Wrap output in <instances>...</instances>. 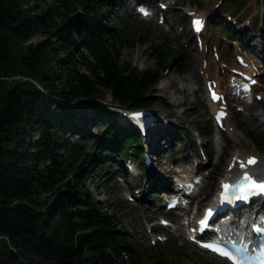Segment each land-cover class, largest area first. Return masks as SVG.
<instances>
[{"label":"trees","instance_id":"16d2710c","mask_svg":"<svg viewBox=\"0 0 264 264\" xmlns=\"http://www.w3.org/2000/svg\"><path fill=\"white\" fill-rule=\"evenodd\" d=\"M226 1L233 14L246 4ZM30 2L23 6L30 14L21 17L0 0V264H145L120 219L84 191L87 165L106 152L143 156L139 131L102 100L107 91L113 104L129 109L165 102L153 85L173 53L152 44L158 67L144 70L118 61L120 49L143 40L142 32L113 29L121 0ZM224 29L236 37L230 23ZM40 34L45 38L33 42ZM172 66L186 70L177 57ZM97 117L106 122L88 150L84 126ZM198 128L209 134L207 124ZM64 131L79 136L63 153ZM166 260L158 250L147 261Z\"/></svg>","mask_w":264,"mask_h":264},{"label":"rangeland","instance_id":"374dc122","mask_svg":"<svg viewBox=\"0 0 264 264\" xmlns=\"http://www.w3.org/2000/svg\"><path fill=\"white\" fill-rule=\"evenodd\" d=\"M30 1L6 0V4L12 12L23 17L30 14V10L24 8ZM38 1L35 0V3ZM145 1L151 3L154 17L138 14L133 6L135 0H121L122 7L116 10L113 29H122L129 35L142 32L140 35L143 39L135 38L133 44L120 49L118 61L121 63L128 60L132 67L139 70L158 67V62L154 60L153 45L168 47L169 53H173L171 57L170 54L166 56L170 62L169 68L160 66L161 72L153 85L154 95L162 97L165 102L150 106V110L158 115L157 122L150 127L152 131L148 129L150 133H142L140 136L143 162L142 157L138 159L131 153L121 159L118 154L106 152L105 159L92 166L87 165L91 172L84 191L92 194L106 213H113L120 219V228L141 253L145 264L149 263V256L158 250L166 255L168 264H224L222 260L187 240V229L183 222L198 207L212 202L235 152L241 156L254 154L258 159L257 168H261L264 161V123L260 124L253 116L264 121V72L255 77L258 81L253 93L259 99L254 95L252 103H244L240 99L229 104L228 118L223 120L220 128L215 123L213 108L206 100L208 86L204 77V62L210 61L213 64L209 69L222 79L220 89L224 94L231 90L228 87L227 71H242L239 69L238 56L246 54L261 63L264 59V0H246L238 14L232 13L234 10L226 0ZM104 10L103 13H109L108 9ZM194 14H202L206 19L205 30L199 35L193 34L190 26ZM228 22L232 25L235 38L224 29ZM44 38L40 34L32 41H42ZM259 49H263L261 53ZM176 57L186 63L184 73L172 66ZM186 82L189 89L184 93L181 87ZM165 83L168 86L163 88ZM102 102L118 114L126 126H130L125 118L127 111L133 109L113 104L107 91ZM91 112L89 110L87 114ZM127 119L130 120L131 115ZM105 122V119L97 117L92 124L84 126L91 134L83 135L85 139H82L88 150L94 148V138L102 131ZM199 124L208 125V135L201 136ZM159 133L164 136L161 138ZM188 133L191 139H188ZM64 134L67 139L61 145L63 153L68 142L79 136L66 131ZM30 136L32 139L37 137L36 134ZM155 137L159 139L162 148L152 151L154 140L151 141V138ZM145 155L150 158L149 164L144 163ZM180 157L189 170H194L197 164V171L201 174L199 179L202 181L199 192L193 195L186 217L180 210L167 211L163 202H160V187L163 182L168 183L171 173L180 167L181 163L176 160ZM130 164H133L131 169ZM158 176L167 180L159 179ZM150 181L153 184L148 187ZM162 218L171 220V225H162ZM177 226L181 227L180 234L175 230Z\"/></svg>","mask_w":264,"mask_h":264},{"label":"bare ground","instance_id":"6f19581e","mask_svg":"<svg viewBox=\"0 0 264 264\" xmlns=\"http://www.w3.org/2000/svg\"><path fill=\"white\" fill-rule=\"evenodd\" d=\"M154 15H155V13L150 14L151 17H154ZM192 17L193 18H196V17L201 18L202 21H203V23H204V26H206V20H205L204 15H202V14H194V15H192ZM204 30H205V27H204ZM262 50L263 49H259L258 51L261 53ZM238 58L241 60V65H244L246 67V68H244L243 66H239L238 65L239 66V69H241L245 75L251 76V75H253V73L255 75H258V74H261L262 72H264V70L259 65V63L257 61H255V59H252V58L248 57L246 54L245 55H240V56H238ZM204 66H205V70H204L205 76L204 77H205V80H206V84L208 86L207 92H208V95H209L208 99H206V100H207L208 104L212 106L213 113H214V115H216V113L218 111H220V110L225 111L228 108V104L225 101V98L223 96L224 93L220 89L221 88L222 79L213 70H210L209 69V67L213 66V64L210 61L204 62ZM237 71H240V70L230 69V70L227 71L228 74H229V76H228L229 77V81L230 80H233V78L235 76L237 77V75H236ZM169 84H171V82ZM167 86H168L167 83H165V84L162 85L163 88H166ZM188 87L189 86H188V83L187 82L182 85L181 88L184 91V93L187 92V90L189 89ZM251 90L254 91V87H252ZM210 93L217 95L218 96V99L216 101H213L210 98ZM239 99H240V97H239ZM157 115H158L157 113L153 114V117H154L153 124H155L157 122ZM253 117L260 124L264 123V121L261 122L259 119H257L256 116H253ZM227 118H228V115L225 117L224 121ZM230 131H231V134H233V132H232L233 130L230 129ZM159 134L161 135V138L164 136L163 133H159ZM157 137H155V139L151 138L152 139L151 141L154 140V143L152 145V147H153L152 151H154V150H160L162 148L161 146H159V139H157ZM148 152H150V151L148 150ZM249 157H255L256 158V162L254 164H248L247 161H248ZM176 160H179L178 162L181 163L179 165L180 167L177 168V169L175 168L174 169V172L171 173V174L174 175L173 178H175L179 183H183V182L185 183V179L188 178L189 176H191V173L193 174L194 171L192 169L189 170L185 166L184 162L181 161L182 160V157L177 158ZM242 163L245 165V167H241V164ZM257 163H258V159H257V157L254 154H251V155H249V154H243L241 156V155H238L235 152L234 153V156L232 158H230V160L228 162V166L231 167V168L223 173L222 178H221V181H223V180L226 181L227 179H230V177L233 176V174L235 172H237L236 174H239L240 172H242V171H244V170H246L248 168H250L251 171H255L257 174H263L264 175V161H262V163H261V168H257ZM132 165L133 164H130L129 165V169L132 168ZM196 166H197V164H196ZM194 176H195V174H194ZM158 178L159 179H164V178H162L160 176H158ZM164 180H167V179H164ZM170 181L171 180H169V182ZM152 184H153V181H150L149 184H148V187H151ZM141 197L144 198L147 202H149V203L152 204V202H150L148 199H146L145 196L142 195ZM260 210H263V212H264V202H261ZM187 221L188 222H192L193 221V218H190L189 217ZM183 226L186 227V222H183ZM186 229H187L188 233H190L189 227H186ZM175 230L177 232H179V234H180L181 227L180 226H177L175 228Z\"/></svg>","mask_w":264,"mask_h":264},{"label":"snow or ice","instance_id":"6c2138e0","mask_svg":"<svg viewBox=\"0 0 264 264\" xmlns=\"http://www.w3.org/2000/svg\"><path fill=\"white\" fill-rule=\"evenodd\" d=\"M145 14L147 13L145 12ZM193 23H194L196 31H200V29L203 27V21L200 19L194 20ZM213 96L214 98H216L215 94H213ZM140 115L141 114L136 113V114H133V117L135 119H139ZM255 162H256L255 157H249L247 161L248 164H254ZM241 167H245V165L242 163ZM223 188L225 189V193L222 194L223 200L228 199V196L226 195V193L229 188L238 189L241 193V196L239 198L247 200L249 195L264 194V181L257 182L250 175L245 173L244 177L242 178V182H238L235 185L224 184ZM211 215H212V210L208 209L206 212L205 220L200 221V224L202 227L206 224L207 218L210 217ZM203 246L215 252H218L222 256L232 259L234 261V264H245V258H242L239 255H234L232 252H230L226 248L221 247L219 243H208V244H204ZM237 252H239V249H237ZM256 259H258L259 264H264V256L257 257Z\"/></svg>","mask_w":264,"mask_h":264},{"label":"built area","instance_id":"2783aa9c","mask_svg":"<svg viewBox=\"0 0 264 264\" xmlns=\"http://www.w3.org/2000/svg\"><path fill=\"white\" fill-rule=\"evenodd\" d=\"M13 78H15V79H20V80H23V79H25V77H23V76H20V75L14 76Z\"/></svg>","mask_w":264,"mask_h":264}]
</instances>
